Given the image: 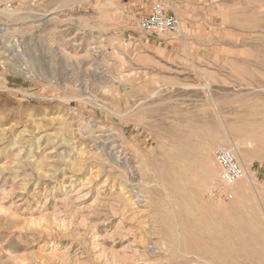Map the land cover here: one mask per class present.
Instances as JSON below:
<instances>
[{
  "label": "rangeland",
  "instance_id": "374dc122",
  "mask_svg": "<svg viewBox=\"0 0 264 264\" xmlns=\"http://www.w3.org/2000/svg\"><path fill=\"white\" fill-rule=\"evenodd\" d=\"M147 6L0 0V264H264V0Z\"/></svg>",
  "mask_w": 264,
  "mask_h": 264
},
{
  "label": "built area",
  "instance_id": "2783aa9c",
  "mask_svg": "<svg viewBox=\"0 0 264 264\" xmlns=\"http://www.w3.org/2000/svg\"><path fill=\"white\" fill-rule=\"evenodd\" d=\"M140 28L146 34H158L168 31L177 34L181 30V22L173 13H166L161 6L156 7L152 14L140 22ZM217 165L220 170L221 186L229 188L242 179V166L236 158L235 152L228 146H219L214 153Z\"/></svg>",
  "mask_w": 264,
  "mask_h": 264
},
{
  "label": "crops",
  "instance_id": "0c3cea01",
  "mask_svg": "<svg viewBox=\"0 0 264 264\" xmlns=\"http://www.w3.org/2000/svg\"><path fill=\"white\" fill-rule=\"evenodd\" d=\"M125 2H130L135 8H140L142 6H147L148 4L154 2V0H125ZM148 7V6H147ZM148 13V12H147Z\"/></svg>",
  "mask_w": 264,
  "mask_h": 264
},
{
  "label": "bare ground",
  "instance_id": "6f19581e",
  "mask_svg": "<svg viewBox=\"0 0 264 264\" xmlns=\"http://www.w3.org/2000/svg\"><path fill=\"white\" fill-rule=\"evenodd\" d=\"M232 189H234V187L232 188ZM235 190H233V192H234ZM140 198V197H139Z\"/></svg>",
  "mask_w": 264,
  "mask_h": 264
}]
</instances>
